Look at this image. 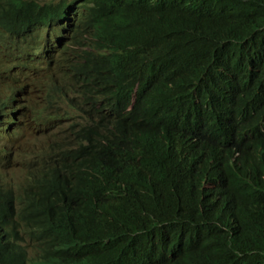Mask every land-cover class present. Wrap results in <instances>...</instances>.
<instances>
[{"label": "trees", "instance_id": "trees-1", "mask_svg": "<svg viewBox=\"0 0 264 264\" xmlns=\"http://www.w3.org/2000/svg\"><path fill=\"white\" fill-rule=\"evenodd\" d=\"M0 264H264V0H0Z\"/></svg>", "mask_w": 264, "mask_h": 264}, {"label": "rangeland", "instance_id": "rangeland-1", "mask_svg": "<svg viewBox=\"0 0 264 264\" xmlns=\"http://www.w3.org/2000/svg\"><path fill=\"white\" fill-rule=\"evenodd\" d=\"M28 139H29V140H32V138H31L30 136H28Z\"/></svg>", "mask_w": 264, "mask_h": 264}]
</instances>
